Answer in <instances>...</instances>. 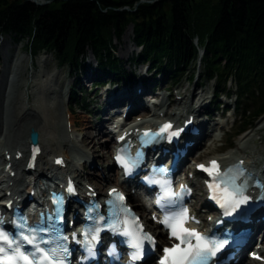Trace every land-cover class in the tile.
I'll use <instances>...</instances> for the list:
<instances>
[{
    "label": "trees",
    "instance_id": "obj_1",
    "mask_svg": "<svg viewBox=\"0 0 264 264\" xmlns=\"http://www.w3.org/2000/svg\"><path fill=\"white\" fill-rule=\"evenodd\" d=\"M44 1L0 0V36L23 40L34 57L51 53L70 73L91 70L99 86L107 78L133 80L114 52V39L130 25L139 48L131 60L153 71L144 82L155 86L162 77L175 84L197 63L203 79L214 82L209 108L239 111L246 118L239 131L264 114V0ZM89 52L91 68L84 65ZM79 84L76 77L70 110L86 112ZM220 96L233 97L234 104L226 106Z\"/></svg>",
    "mask_w": 264,
    "mask_h": 264
},
{
    "label": "bare ground",
    "instance_id": "obj_2",
    "mask_svg": "<svg viewBox=\"0 0 264 264\" xmlns=\"http://www.w3.org/2000/svg\"><path fill=\"white\" fill-rule=\"evenodd\" d=\"M129 34H132V29L130 26L125 31L126 39L129 37ZM130 47L131 46L126 47L123 52L129 51ZM18 60L22 61L23 58L18 57L15 59V67L11 70L13 72L11 76L7 75L6 66L2 74V76L4 75L5 77V81L3 82L0 80V161L2 164H4L2 168H0V194L3 196L2 198L0 196V201L2 199H12L15 192H20L21 195H23L25 194V191H30V189L34 188L35 186V184L34 186H31L32 177H34L38 183H47L45 189L42 190V194H45L46 192L48 194V188L51 187L50 185L52 183L58 181V179H63V181L68 180V175L70 173H72L70 176H74L71 179L74 183V190L78 195H83L86 192H90V190L87 188L88 184L94 188L92 191L98 192L99 196H106V192L110 186H121L117 181V175L111 176L109 173L106 174L102 179H98L94 176H89L87 171H83L78 168L80 163L79 161L82 159L78 157H81L82 153L84 155L85 150L78 147L76 144L77 136H73V134H71L72 130H69L67 126H64L63 128V126L57 122H52L49 126H47L45 118L37 110H35L33 106L27 105L26 102L21 101L18 107L16 106V101L14 100L18 98L14 95V92L19 80L17 77L19 75L20 68L19 64L16 63ZM50 90L53 92L56 89L53 88ZM148 91L146 92V89L143 85L136 86L133 91H127L126 89H120L118 91L114 90L113 92L103 91L100 98V107H98V109H100L98 110V113L101 114L100 117L96 116V120L81 119L80 121L74 118L75 115L70 118L69 126L82 133L80 138L81 144L92 152L99 151L97 160L98 164H101L103 168L110 169L114 165L112 159L111 161L109 160L113 154L111 142L113 141L114 135L113 129L110 126L114 125L113 128H117L118 126L115 125V120L120 118V115L122 114L125 115L123 120L124 126L130 120H135L138 118H140V121H138L137 126L145 127L152 125L153 122H149V120H143L144 116L148 115V113H151L150 116L155 118L154 122H156L158 119H170L175 122L181 118L190 120L191 124L189 128L184 130V132L181 134V138L184 141L194 142L188 147V153L199 148V146H201V144L204 142L210 141L211 132H213V128L216 126V120H214L215 117H209L206 115L204 111L206 99L203 98L205 96L203 91H200L201 93L199 94L196 92L195 88L191 89L190 91L185 89L184 93H181V96H178L177 99L170 98L171 100H168L167 97H162L159 103V109L157 110L150 108L147 102H145V99L148 97ZM67 95H69V91ZM58 96L60 97L58 103L61 105V97L63 96L62 89L60 90ZM168 105H171V110L166 109L165 106ZM65 109L67 110V113L69 112L70 114L69 106L67 104L65 105ZM145 109L147 111H145ZM124 126L120 128H123ZM195 127L198 128V133L193 135L191 134L190 130ZM31 129L37 131V144L41 149L40 153L35 159V165L32 169L28 168V162L31 155V142L29 141V132ZM102 135L106 136L100 139V136ZM248 135L249 133L245 134L242 139H246V141L252 140V138L248 137ZM101 140H103V144L100 143ZM248 147L249 146L245 142L243 147H241V152L245 151ZM73 153L74 155L79 154L78 157L70 155ZM257 153L258 152H254L252 157L248 155L245 157H243V155H239L237 158H242L245 160V162H248V159L258 162L260 165V167H258L260 169L259 174L261 175V179L264 181V158L260 159ZM262 153L263 152H259V154ZM6 155L8 156L6 157ZM48 156H52L51 162L48 160ZM168 156V154L165 155V157ZM67 157H71L69 160L70 162H66L64 166L56 164L57 158H63V162H65L64 158ZM216 158L221 160L223 163L234 159V157L227 155ZM86 161H89V159H84L83 164L81 165L82 167L86 165ZM92 163H94L93 160L89 161V168H91L90 166ZM6 164H9L10 167L5 168ZM25 174H27L29 178L27 181L24 178ZM81 178L87 180V182L85 184L81 183ZM54 179L56 180L54 181ZM113 180L114 182H112ZM188 181L193 182V180L190 179H188ZM194 186L195 188L193 189V196L191 199H194L195 202L198 201L197 199L200 201L201 197L198 190H202L201 180L196 179L194 181ZM127 197L128 203H130L136 209V211L142 215L143 224L146 226L147 231L156 234L158 242H161V230L156 228V226H153L152 221L142 212V204L139 202L136 195L128 193ZM12 203H14V201H12ZM208 213L213 214L214 212ZM259 223L264 227V220H259ZM252 229L254 233L251 239H253L255 235L260 233V230L264 228L252 226ZM258 252L264 256V235ZM242 260L243 253L238 255V261L235 264L245 262ZM230 264L234 263L231 262Z\"/></svg>",
    "mask_w": 264,
    "mask_h": 264
},
{
    "label": "rangeland",
    "instance_id": "obj_3",
    "mask_svg": "<svg viewBox=\"0 0 264 264\" xmlns=\"http://www.w3.org/2000/svg\"><path fill=\"white\" fill-rule=\"evenodd\" d=\"M43 3H44L43 1L40 2V4ZM129 26L130 25H128L125 28L123 34L119 39H114V44H115L114 52L115 55L122 60V63L127 69V71L133 74L134 81L133 80L128 81L122 78L118 79L117 77H115L113 78V81H111L110 83L109 79L107 78L105 80L107 82L104 83L105 85L104 86L100 85L98 87L94 86V83L92 81L91 70L85 71V74L70 73L69 69L66 66L57 63L56 59L51 53L43 52L34 57L25 48L23 40H19L18 38H16L15 40L13 36L10 34H4L0 36V80L1 81L3 82L5 81L4 75L2 76L4 72V68L7 66V70H6L7 75L11 76V74L13 73L11 70L12 68L15 67L14 66L15 59L18 57L23 58L22 61L18 60L16 62L19 64V68H20L19 75L17 77L19 79L17 82L18 85L16 86V90L14 92V95L18 98L14 100L16 101V106L18 107L21 101L26 102L27 105L33 106V108L37 110L45 118L47 126H49L52 122H57L60 123L63 126V128L64 126H67L69 130H72L71 134H73V136H77L76 144L78 145L79 148H83V150L85 151H84V155L83 153L81 154L82 155L81 157H78L79 154L74 155V153L70 155L71 156L73 155L78 158H82L79 161L80 163L78 168L83 171H87L89 176L92 177L94 176L98 179H102L106 174L109 173L111 176H115L116 171L113 170V167L108 169V168H103L101 164H98L97 157L99 151L92 152L81 144L80 138L82 133H80V131L76 130L75 128L69 126L70 125L69 120L74 115H75L74 118H76L79 121L81 119L96 120V116L99 117L101 116V114L98 113V110H100L98 109V107H100V102H101L100 98H101V93L103 91L113 92L114 90L118 91L120 89L133 91V89L136 86L143 85L142 83H140V80H142L143 78L150 79L148 78V76L150 75V73L152 74L153 71L148 72L146 64L142 63L137 65L136 62L131 60V56L136 52H138L139 48L135 47V44H133L132 34H129V37L127 39L125 38V31ZM128 46H131L129 51L123 52L125 48ZM84 65H86L87 68L88 67L91 68L95 65V60L90 52L87 54L86 58L84 59ZM195 65H197V63L191 65L192 67L191 70L187 71L185 75L175 84L171 82H166V80H164L162 77L161 78L159 77L158 82L155 84L157 85V87L154 86L155 87L154 91H156V97L154 98L157 102L153 103L151 100H149L150 97H147V99H145V102H147L150 108L156 110L159 109V103L162 97L165 98L167 97L168 100H171L170 98L177 99L178 96H181V93L182 94L184 93L185 89L187 91H190L193 88H195L196 92L199 94L201 93L200 91H203V94L205 93V96L203 98L206 99V105L210 103L211 100H213L212 89L214 82L212 80L211 81L204 80L203 77L201 76L200 65L199 64L197 66ZM190 72H194L193 73L194 75H192L191 78L189 77ZM76 77H79L80 79V84L78 85V92L81 93V98H85V101L89 102L88 103L89 105L87 107L86 112L76 108L73 114H69V112L67 113V110L65 109L66 104L70 108V102L67 93L69 91V87H71V85L74 84V80ZM144 85L147 87L145 88L146 92L151 89L150 88L151 81L144 83ZM53 88L56 90L51 92L50 89ZM61 89L63 91V96L61 97L62 104L60 105L58 103V100L60 99L58 95ZM218 101L227 103V105L229 106H232L234 104L233 97L226 98L225 96H220L218 98ZM206 105H205V109H207ZM170 106L171 105L165 107L167 110H171ZM221 107L222 106H219L218 107L219 109H216L215 107L213 109H209V112L212 113L213 117H215L214 120H216V126L213 128V132H211L210 141L204 142L203 144H201V146H199V148L195 149L193 152L188 153L187 160L189 161L193 159L195 161L203 160V159L207 160L211 156L222 157L225 155L230 157H237L239 155H243V157H245L246 155H248L252 157V155H254L253 154L254 152H258L257 154L259 155L260 159L264 158V154H263L264 153V114L258 117L257 119L253 120L251 124L247 126L248 129L240 134L241 131H239V125L244 120H246V118L243 115L240 116L239 111L234 112L231 109L228 111V113H225L224 117L221 118L219 117V115H216L215 112V111L220 112ZM205 109L204 111H208ZM247 133H249L248 137H251L252 140L246 141V139L244 140L242 139V137ZM105 136L106 135L100 136V139ZM245 142L249 147L245 151L241 152V147H243ZM100 143L103 144V140H101ZM228 146L231 147L228 148ZM259 152L260 153L263 152V153L259 154ZM197 155H199V157ZM7 156L8 155H6V157ZM52 156H48V160H50V162ZM70 158L71 157L64 158L65 159L64 164L68 162ZM85 158L89 159V161L91 160L94 161V163H92L90 166L91 168H89L88 166L89 161H86V165L83 166L84 168L81 166ZM109 160L111 161V157L109 158ZM1 166H3L2 163ZM24 178L26 181L29 179L27 174L24 175ZM80 181L83 184L87 182V180H84L82 178ZM112 182H114V180ZM39 185L45 187L44 185L46 184L39 182ZM28 192H29L28 190L25 191V194H27ZM2 197L3 196H1V198ZM197 200L198 201L196 202H199V199ZM200 200H202V197ZM196 202L193 203V206L195 208H197L198 206V203ZM242 261L245 262H241L240 264L243 263L261 264V262L249 259L247 254L243 255ZM262 264H264V262H262Z\"/></svg>",
    "mask_w": 264,
    "mask_h": 264
},
{
    "label": "snow or ice",
    "instance_id": "obj_4",
    "mask_svg": "<svg viewBox=\"0 0 264 264\" xmlns=\"http://www.w3.org/2000/svg\"><path fill=\"white\" fill-rule=\"evenodd\" d=\"M170 125H165L161 131L169 128ZM179 133H173L172 135H178ZM147 135V134H146ZM121 163H125L123 157H117ZM59 163V161H58ZM127 166V165H126ZM203 171H207L210 176L213 177V182L208 184V187L213 192V198L216 199V192L219 188V184L216 183V170L218 169V164L216 161H212L208 168H205L204 165H199ZM73 189L68 188V191L71 192ZM238 191V190H237ZM224 192L227 193L226 196L221 197V200L224 203L231 202L234 206H239V204L244 203L247 199L246 197L239 200L235 199L236 192H227V189H224ZM172 195V193H169ZM59 203V201H58ZM188 218L187 211L182 213L179 217L176 218H165L161 221L163 225L168 226L171 229V236L176 238L179 243L173 245L170 248H164L165 253L164 257L161 259L160 264H205L210 256H215L216 252L222 248L223 244H216L214 241L209 242L206 240L200 233L196 232L194 229H188L183 227L184 221ZM195 238L196 243L192 244V239ZM0 239L8 240L7 236H0ZM27 239V237H25ZM144 239L152 240L151 236H145ZM11 241H9V244ZM29 243H32L29 240ZM134 244L137 248H140L141 245L134 240ZM183 245V247H182ZM4 252V248H0V253ZM16 256L21 260L25 261L26 264H31L28 256H24L19 250H16ZM16 256L4 255L3 260H0V264H13L16 259ZM139 256L137 253L133 259H136ZM43 259H49L47 253H44Z\"/></svg>",
    "mask_w": 264,
    "mask_h": 264
},
{
    "label": "water",
    "instance_id": "obj_5",
    "mask_svg": "<svg viewBox=\"0 0 264 264\" xmlns=\"http://www.w3.org/2000/svg\"><path fill=\"white\" fill-rule=\"evenodd\" d=\"M34 3H38L40 4L41 1L45 2L44 0H32ZM29 141L31 143H37L38 142V133L36 130L31 129V131L29 132Z\"/></svg>",
    "mask_w": 264,
    "mask_h": 264
}]
</instances>
